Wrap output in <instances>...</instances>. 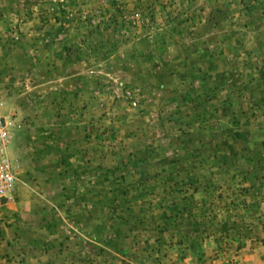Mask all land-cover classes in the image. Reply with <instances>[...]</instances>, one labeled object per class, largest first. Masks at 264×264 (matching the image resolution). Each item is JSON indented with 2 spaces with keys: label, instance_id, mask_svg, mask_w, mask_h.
<instances>
[{
  "label": "rangeland",
  "instance_id": "1",
  "mask_svg": "<svg viewBox=\"0 0 264 264\" xmlns=\"http://www.w3.org/2000/svg\"><path fill=\"white\" fill-rule=\"evenodd\" d=\"M0 115V264H264V0H0Z\"/></svg>",
  "mask_w": 264,
  "mask_h": 264
},
{
  "label": "built area",
  "instance_id": "2",
  "mask_svg": "<svg viewBox=\"0 0 264 264\" xmlns=\"http://www.w3.org/2000/svg\"><path fill=\"white\" fill-rule=\"evenodd\" d=\"M11 141L9 123L0 115V199L9 197L17 178V165L10 154Z\"/></svg>",
  "mask_w": 264,
  "mask_h": 264
},
{
  "label": "water",
  "instance_id": "3",
  "mask_svg": "<svg viewBox=\"0 0 264 264\" xmlns=\"http://www.w3.org/2000/svg\"><path fill=\"white\" fill-rule=\"evenodd\" d=\"M2 200H3V201H6V200H7V198H3Z\"/></svg>",
  "mask_w": 264,
  "mask_h": 264
}]
</instances>
